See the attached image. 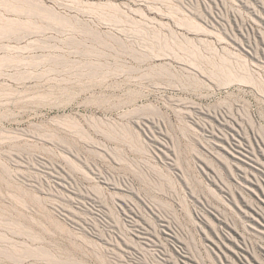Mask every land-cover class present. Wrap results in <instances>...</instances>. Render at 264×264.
<instances>
[{
  "label": "rangeland",
  "instance_id": "1",
  "mask_svg": "<svg viewBox=\"0 0 264 264\" xmlns=\"http://www.w3.org/2000/svg\"><path fill=\"white\" fill-rule=\"evenodd\" d=\"M0 264H264V0H0Z\"/></svg>",
  "mask_w": 264,
  "mask_h": 264
},
{
  "label": "bare ground",
  "instance_id": "2",
  "mask_svg": "<svg viewBox=\"0 0 264 264\" xmlns=\"http://www.w3.org/2000/svg\"><path fill=\"white\" fill-rule=\"evenodd\" d=\"M30 3V2H29ZM32 4V3H31ZM159 54V53H158ZM166 54V53H165ZM98 55V54H97ZM156 55V54H155ZM170 55V54H169ZM102 56V55H101ZM148 56V55H147ZM154 56V55H153ZM159 56V55H158ZM157 57V56H156ZM155 57V58H156ZM160 57V56H159ZM162 57V55H161ZM165 57V56H163ZM158 58V57H157ZM169 58V57H168ZM143 59V58H142ZM177 60V59H176ZM95 61V60H94ZM107 61V60H106ZM110 61V60H109ZM142 61V60H141ZM178 61V60H177ZM182 62V61H180ZM184 62V61H183ZM91 63V62H90ZM186 63V62H185ZM89 64V63H88ZM96 64V63H95ZM92 64V65H95ZM97 65V64H96ZM99 65V64H98ZM104 66V65H103ZM92 67V66H91ZM100 67V66H99ZM122 69V68H120ZM94 70V69H93ZM125 70V69H124ZM87 71V70H86ZM90 71V70H89ZM103 71V70H102ZM105 71V70H104ZM112 71V70H111ZM131 71V70H130ZM91 72V71H90ZM97 72V71H96ZM101 72V71H100ZM127 72V71H126ZM89 73V72H88ZM86 73V74H88ZM94 73V72H93ZM105 73V72H104ZM128 75V73H127ZM131 75V74H130ZM129 76V75H128ZM106 78V77H105ZM103 78V79H105ZM131 78V76H130ZM132 79V78H131ZM119 85V84H118ZM118 87V86H117ZM128 99V98H127ZM77 100V99H76ZM100 117V116H99ZM70 119V118H69ZM79 119V118H78ZM87 119V118H86ZM77 120V119H76ZM93 120V119H92ZM78 121V120H77ZM94 121V120H93ZM64 122V121H63ZM102 122V121H101ZM68 123V122H67ZM76 123V122H75ZM90 123V122H89ZM106 123V122H105ZM65 125V124H64ZM62 124V126H64ZM75 125V124H74ZM98 125V124H97ZM76 126V125H75ZM81 126V125H79ZM94 126V125H93ZM111 126V125H110ZM99 127V126H98ZM74 129V128H73ZM79 129V128H78ZM94 129V128H93ZM102 130V129H101ZM96 131V130H95ZM103 131V130H102ZM78 133V132H76ZM89 133V132H88ZM216 145H219L222 147L226 153L229 154V160L230 164L232 167L236 169V177L239 178L238 183L242 184L245 188H250L251 185L253 184H259L260 180L263 178V172L261 174V166L259 163H257V160H255V156L253 153L250 151V147L248 146L247 143L244 141L240 140V138L233 136L229 141L228 144H223L217 139H215ZM235 175V174H234ZM244 179V180H243ZM263 181V180H262ZM245 192V191H244ZM255 201V200H254ZM261 223V222H260ZM258 228H261L260 225H257ZM250 227H254V225H250ZM142 228V229H141ZM134 235L137 236L141 240H150L151 237L147 232L143 230V227H137L134 229ZM224 239V238H223ZM179 261V260H178Z\"/></svg>",
  "mask_w": 264,
  "mask_h": 264
}]
</instances>
